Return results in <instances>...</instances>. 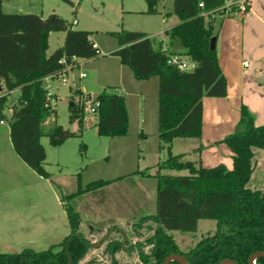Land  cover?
Segmentation results:
<instances>
[{
  "label": "trees",
  "instance_id": "obj_1",
  "mask_svg": "<svg viewBox=\"0 0 264 264\" xmlns=\"http://www.w3.org/2000/svg\"><path fill=\"white\" fill-rule=\"evenodd\" d=\"M158 1L147 0V13L157 12ZM226 2L174 0V14L180 24L166 32L170 46L167 52L195 62L197 67L192 72H181L169 66L162 43L156 38L129 31L111 34L119 44L112 55L132 70L136 80L157 77L159 81L158 138L160 149L166 150L167 156L157 164L155 175L134 173L135 176H154L157 180L155 214L141 219L154 223V233L146 240L149 253L139 252L143 264H162L171 255H180L189 264H220L225 260L249 264L252 255L264 252V192L249 186L256 167L254 150L264 149V126L256 124L248 107L241 105L234 133L220 142L232 152V169L223 165L206 168L198 161H185L184 155L172 152L176 139H201L203 99L227 96V82L219 66L217 50H210L215 24L224 17L221 8ZM2 4L0 0V84L8 96L1 102L0 120L9 122L11 143L18 157L46 178L49 174L45 170L46 152L41 138L47 136L50 143L58 147L80 136L85 120L82 103L89 95L77 90L69 104V121L77 125V132L57 124L47 131L44 124L55 108L47 98L43 80L62 73L66 66H71L72 71L79 66L78 60L96 59L101 52L94 49L89 40L93 33L74 30L56 14L46 19L34 14H7ZM57 32L66 34L64 44L47 55L48 37ZM15 91H19V97L8 117L5 110ZM96 97L100 102L95 120L98 135L127 137L129 116L124 96L104 91ZM201 150L199 147L196 151ZM162 170L186 171L187 174L170 176L162 174ZM132 178L128 181L133 182ZM124 180L96 181L66 196L63 206L69 234L62 242L40 252L24 249L17 254L0 253V264H80L91 247V238L81 232V216L70 202L87 194L97 196L99 190ZM145 208L148 209L147 203ZM133 213L137 215L135 210ZM200 220L215 221L217 231L203 236L188 252L182 251L170 232L195 233ZM124 244V241H109L107 250L114 256ZM56 247L58 252H55ZM256 264H264V257L258 258Z\"/></svg>",
  "mask_w": 264,
  "mask_h": 264
},
{
  "label": "rangeland",
  "instance_id": "obj_2",
  "mask_svg": "<svg viewBox=\"0 0 264 264\" xmlns=\"http://www.w3.org/2000/svg\"><path fill=\"white\" fill-rule=\"evenodd\" d=\"M5 1L6 12L34 14L45 19L56 14L74 30L93 33L92 37L102 53L96 59H81L79 66L68 73L67 85H62L60 81L53 82L58 96L53 101L55 112L44 124L47 131L57 124L70 132H77V125L69 121V104L76 97L77 90L89 96H98L104 91L121 95L122 87L117 85L120 61L112 55L119 44L112 33L153 32L161 27L164 19L167 21L166 18H170L169 23L172 24L171 18H176L174 14L168 15L173 11V0H159L155 14L147 13V0ZM74 20L78 23L73 24ZM162 27L167 29L169 26ZM65 38L64 32L51 33L47 55L61 48ZM162 38L167 42L164 36H156L157 41ZM126 68L131 72L130 76H133L132 70ZM82 74L86 77L82 78ZM155 80L158 81V78L152 82ZM158 89L159 82L152 90L151 101L148 100V104L143 106V116L139 115V111L134 113L130 110L128 137L99 136L95 127L96 118L91 114H85L84 130L80 136L70 138L58 147L53 146L47 136L42 137L41 144L46 152L45 170L49 174L46 178L31 170L14 152L9 122L4 120V124H0V211L5 220L0 222L3 227L0 231V249L4 246L11 248L12 245L18 248L19 253L24 249L40 252L57 246L69 234L63 206L66 196L96 181L125 178L123 184H127L138 171L152 175L158 173V162L167 156V151L160 149L158 138ZM122 95L125 96V93L122 92ZM18 97V92H13L9 97V107L5 110L8 117V108L12 107ZM141 132H145V135H140ZM196 144L197 141L193 139L178 140L174 142L172 152L183 153L185 161L196 162L197 158L191 151V147ZM161 173L170 176L187 174L186 171L173 170H162ZM260 174L259 169H256L254 178ZM142 184L148 196L146 203L150 212L147 211L149 215L155 214L157 180L155 177L145 178ZM95 196L89 194L70 202L80 211L81 232L91 238V247L80 264H143L139 252L149 253L150 246L146 240L154 233V223L139 218L125 221L96 218L92 210ZM14 211L16 220H11L12 216L8 213ZM113 212H116L115 209ZM120 229L122 233L118 232ZM216 231L215 221L200 220L195 233L172 231L170 234L178 247L188 252L203 236ZM109 241H124L125 244L113 256L107 250ZM55 252H58L57 247Z\"/></svg>",
  "mask_w": 264,
  "mask_h": 264
},
{
  "label": "crops",
  "instance_id": "obj_3",
  "mask_svg": "<svg viewBox=\"0 0 264 264\" xmlns=\"http://www.w3.org/2000/svg\"><path fill=\"white\" fill-rule=\"evenodd\" d=\"M11 1L7 0V3ZM239 1L228 0L227 4ZM6 5V1L3 0V12L12 14L5 11ZM171 14H174V0L173 11L168 15ZM175 16L176 18H171L172 24L169 23L170 18H166L167 21L164 19L163 25L161 24V27L153 32L140 33H145L149 38H156L158 35L164 36L167 42L163 38L160 41L163 50L167 51L170 49V46L166 32L180 24L179 17ZM162 26L169 27L163 29ZM215 37L217 38L216 50L219 66L227 82V96L219 98L205 97L203 99V134L201 139H193L197 141V144L191 147V151L194 157L197 158L196 162H200L203 167L209 168L223 165L227 169H232V152L225 144L220 142L234 133L240 119L241 105L244 104L248 107L255 116L257 125L264 126V0H251L245 13L234 12L218 19L215 24ZM91 39L99 47V44L92 36ZM118 49H114V52ZM245 62H249L247 68L244 66ZM78 63L80 64V60H78ZM126 67L120 61L118 68L120 77L117 85L122 87L121 95L122 92L125 93L124 98L128 116L131 114V109L134 113L139 111V115L143 116V106L148 104V100L151 101L152 90L157 86L159 81L155 80V82H152L156 77L145 81H138L135 79L133 72V76H130L131 72ZM148 91L151 92L150 95H148ZM15 92L19 93V91ZM56 96L58 95L56 94ZM145 124L146 122H144ZM140 135H145V132H141ZM189 139L183 138L176 139L175 141H188ZM199 147H202L201 152L196 151ZM172 148L174 149V143ZM254 153L255 171L259 169V173L261 174L259 177L256 176L254 178V171L249 186L251 189L262 191L264 190V149H255ZM181 154L185 155L183 153L175 155ZM151 177L136 175L132 178L133 182L129 181L126 182L127 184H123L124 181H122L99 190L92 206L96 218H113L125 221L132 218L142 219L144 216L153 215H149L148 211L150 212V209L148 208L147 211L145 208L148 196L142 187L144 179ZM84 196L87 197L88 194L82 197ZM114 209L115 213L113 212ZM134 210L137 212L136 216L133 213ZM78 212L80 213V211ZM8 214H10V217L12 216L11 220H16L14 219L16 216L15 211ZM3 217L0 211V222H5ZM2 228L0 225V231ZM118 232L122 233V230L120 229ZM0 250L7 254L19 253L17 251L18 248L12 247V245L11 248L4 246Z\"/></svg>",
  "mask_w": 264,
  "mask_h": 264
},
{
  "label": "built area",
  "instance_id": "obj_4",
  "mask_svg": "<svg viewBox=\"0 0 264 264\" xmlns=\"http://www.w3.org/2000/svg\"><path fill=\"white\" fill-rule=\"evenodd\" d=\"M250 1L251 0H240L239 2L230 3V4H227L226 2L225 6L221 8V10L224 11V16L230 15L234 12L243 14L248 10ZM200 6L202 7L203 5L201 4ZM77 23L78 21L74 20L73 24H77ZM89 40L92 43V46L94 49H99L98 45L92 41L91 37L89 38ZM164 52H166V55H167V64L173 68H176L177 70L181 72H192L197 67L196 63L190 60L188 57H185L180 54H171L167 52L166 50H164ZM244 66L247 68L249 66V62H245ZM70 71H71V66H66V68L64 69L62 73L52 74L44 78L43 81L45 84V91L47 94V98L49 99L52 105H53V101L56 98L55 87L53 85V82L60 81L62 85H67V75ZM81 77L85 78L86 75L82 74ZM7 96H8L7 93L4 91L0 93V106H1L2 100ZM16 102L17 100L14 101V103ZM82 104H83L84 113L91 114L96 118L98 109L100 107V102L97 99V97L96 96H85ZM8 110L10 111V116H11L12 114L11 107L8 108ZM0 124L3 125L4 120H0Z\"/></svg>",
  "mask_w": 264,
  "mask_h": 264
},
{
  "label": "water",
  "instance_id": "obj_5",
  "mask_svg": "<svg viewBox=\"0 0 264 264\" xmlns=\"http://www.w3.org/2000/svg\"><path fill=\"white\" fill-rule=\"evenodd\" d=\"M216 41H217V38L215 36L211 38L210 40V50L211 51L216 50ZM2 91H3V87L0 84V93ZM260 257H264V252H259V253H255L254 255H252L249 259V264H256V260ZM171 262H177L178 264H189L187 260L180 255H171L168 258H166L162 264H170ZM220 264H236V263L229 261V260H225L221 262Z\"/></svg>",
  "mask_w": 264,
  "mask_h": 264
}]
</instances>
